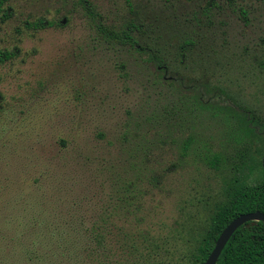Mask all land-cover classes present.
Returning <instances> with one entry per match:
<instances>
[{"label": "rangeland", "instance_id": "374dc122", "mask_svg": "<svg viewBox=\"0 0 264 264\" xmlns=\"http://www.w3.org/2000/svg\"><path fill=\"white\" fill-rule=\"evenodd\" d=\"M5 7L0 49L14 56L0 63V264H39L4 243L41 212L48 264H77L93 223L127 229L138 216L140 228L174 233V248L185 253L233 178L259 180L264 0ZM129 18L144 49L95 33L93 19L118 29ZM241 113L256 119L244 128ZM116 203L142 205L124 217Z\"/></svg>", "mask_w": 264, "mask_h": 264}, {"label": "trees", "instance_id": "16d2710c", "mask_svg": "<svg viewBox=\"0 0 264 264\" xmlns=\"http://www.w3.org/2000/svg\"><path fill=\"white\" fill-rule=\"evenodd\" d=\"M7 1L0 0V23L8 18L5 7ZM229 1L232 4V0ZM123 2L129 10H132L133 0H123ZM211 5L215 7L216 1H212ZM89 7V13L93 14L94 7L91 5ZM209 10L210 4L204 8L206 12ZM237 11L241 16L246 14L245 8L239 7ZM93 20L95 33L101 38L127 44L133 48H145L134 34L138 32L139 24L133 18H129L125 26L118 29L109 27L97 19ZM13 56L14 52L0 49V63ZM241 114L243 115L235 116L237 121L243 124L242 127L245 126L244 128L256 119L254 115ZM188 143V140H185L183 148H187ZM131 185H133L132 182L129 187ZM129 187L127 190H130ZM228 190L226 198L214 207L203 231L193 239V246L188 252H179L174 248V238L177 237L174 233L171 232V235L168 232L163 233L160 230H154L150 225L140 228L139 223L145 218L144 216L137 217V227H127V229L123 227L124 225L118 224L116 228L114 225L108 227L109 221L103 219L105 223L96 225L93 223L89 227L90 235L84 241L85 253L81 257L75 255L74 263L85 264L86 261V264H202L221 230L234 217L240 213L255 210L264 213V168L262 167V174L257 182L246 184L235 177L230 182ZM118 204L121 206L124 217L132 212L130 207L133 206L134 210H139L142 205V203H116L112 208H116ZM38 212L37 209L36 213ZM42 213H38L41 219L38 216L34 217V224H32L33 221L30 224H23V230L17 239H12L14 243L11 246L4 244L6 247L18 249L30 259L34 257L39 264H48L53 255H50V238L47 234L50 227L45 223ZM29 232L34 234L30 239ZM49 235L52 236V233ZM37 250L40 252L36 253ZM216 264H264V221H247L237 227L220 252Z\"/></svg>", "mask_w": 264, "mask_h": 264}, {"label": "water", "instance_id": "95a60500", "mask_svg": "<svg viewBox=\"0 0 264 264\" xmlns=\"http://www.w3.org/2000/svg\"><path fill=\"white\" fill-rule=\"evenodd\" d=\"M261 163L262 167L264 168V156L262 157ZM257 220L264 221V213L259 210L240 213L236 217H234L221 230L214 242L212 249L210 250L209 254L207 255L206 259L202 264H216L220 252L222 251L224 245L226 244L227 240L234 232V230L247 221Z\"/></svg>", "mask_w": 264, "mask_h": 264}]
</instances>
